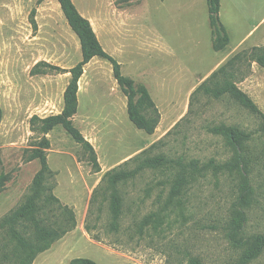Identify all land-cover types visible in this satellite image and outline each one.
<instances>
[{"label":"rangeland","instance_id":"374dc122","mask_svg":"<svg viewBox=\"0 0 264 264\" xmlns=\"http://www.w3.org/2000/svg\"><path fill=\"white\" fill-rule=\"evenodd\" d=\"M72 1L121 72L148 89L155 128L146 133L128 119L126 96L107 60L93 57L86 63L72 121L93 147L100 170L92 166L87 148L60 125L49 130L44 195L52 193L63 207L47 206L40 217L62 233L42 251L20 250L22 259L9 233L0 229V264H70L75 257L98 264H188L191 256L205 264L233 261L238 253L225 227L239 187L235 170L209 169L167 203L170 184L165 176L144 171L120 187L124 214L118 230L108 229V200L100 197L92 203L91 197L104 172L142 151L225 161L233 149L212 128L235 125L250 134L245 155L253 195L244 229L247 234L264 232L259 119L228 95L194 93L223 68L264 112V68L250 55L264 46V0H220L219 17L229 41L218 51L212 48L206 0ZM80 58L78 37L56 0H0V172L5 176L0 220L21 204L40 167L37 159L28 158L42 136L31 117L62 109L70 74L53 66L68 69ZM41 61L47 65L35 68ZM149 213L148 224L136 232L133 223ZM18 227L24 237L33 232L26 221ZM249 264H264V252Z\"/></svg>","mask_w":264,"mask_h":264},{"label":"trees","instance_id":"16d2710c","mask_svg":"<svg viewBox=\"0 0 264 264\" xmlns=\"http://www.w3.org/2000/svg\"><path fill=\"white\" fill-rule=\"evenodd\" d=\"M56 1L59 3L70 29L78 37L81 58L75 65L68 69L53 66L59 71L70 74V79L63 91V106L61 111L43 118L34 115L30 120L33 126L36 125L39 134L42 136L38 144L28 154V158L30 160L37 159L40 167L34 174L29 187V193L26 194L21 204L0 220V229L5 230L7 234L9 233L10 239L14 244V251L16 250L20 257V250L42 251L46 248L50 239L62 233L57 232L46 220H44L46 222L45 224L40 217L44 213V208L47 206L50 207L57 204L56 208L63 207L59 203L58 198L52 193L44 195L45 182L50 174L45 153L49 142L45 134L56 125H60L74 141L83 144L87 148L92 166L95 171L100 170V165L93 147L85 140L80 130L72 121L78 108V81L86 63L93 57L107 60L112 66L113 76L118 86L126 96L128 119L135 127L146 133H152L155 128V122L152 118V113L155 109L154 102L146 86L142 83H135L133 79L125 76L121 72L120 63L103 48L90 21L78 11L72 0ZM206 5L208 23L212 34V48L218 51L223 49L229 41L228 32L219 17L220 0H206ZM31 15V21L35 25L33 18L34 10L31 11ZM250 55L254 62L264 68V46L256 47L251 51ZM40 65L47 64L41 61L35 65V68H38ZM229 76V73L224 71L223 68H220L201 83L195 89L194 93L202 91L204 94L214 98L228 95L259 119L260 125L258 130L264 134V112L247 93L236 85L235 81L229 80ZM2 116L3 111L0 104V124ZM212 129L216 134L221 135L233 149L232 156L223 162H217L214 159L201 162L196 158L183 160L182 158H172L164 154L153 155L148 151H142L104 172L100 183L93 191L91 202L99 201L100 197H105L108 200L110 213L108 229L118 230L119 221L124 214L120 187L144 171L159 172L165 176L166 184H170V191L166 196L168 199H164V203H167L169 196L183 193L185 191L182 190L183 188L186 189L190 184L198 180L199 177L204 176L209 169L213 171L235 170L240 177L239 187L235 200L232 202L229 210L225 230L230 244L238 254L236 259L227 264H249L259 257L264 252V232L247 234L244 229L247 220V209L251 205L253 195V187L250 180V161L245 155L246 142L250 138V134L235 125L221 124L214 126ZM4 177V174L0 172V187L4 181ZM151 217L152 215L149 213L135 221L133 226L136 232H142ZM22 221L28 222L30 226L32 225L33 232L28 238L22 235L18 227V224ZM70 264L98 263L88 257H75L70 260ZM188 264L205 263L201 258L191 256L188 259Z\"/></svg>","mask_w":264,"mask_h":264}]
</instances>
